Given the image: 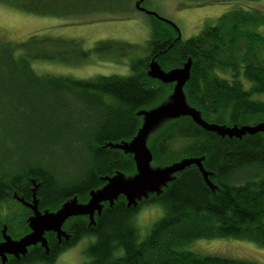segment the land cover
<instances>
[{
    "label": "trees",
    "instance_id": "obj_1",
    "mask_svg": "<svg viewBox=\"0 0 264 264\" xmlns=\"http://www.w3.org/2000/svg\"><path fill=\"white\" fill-rule=\"evenodd\" d=\"M56 1L62 6L68 3ZM96 1L69 0L79 6L74 8L79 11L75 15ZM105 1L108 6L116 0ZM162 26L153 31L154 38L147 44L149 56L132 61L130 76L91 80L40 74L32 63L78 66L87 63L92 53L101 58H124L141 48L101 41L93 50H86L79 40L46 35H32L21 42L0 41V152H8L5 137L15 136L21 144L11 150L22 155L16 166H0V242L5 226L12 237L30 232L31 211L15 196L31 202L33 188L38 186L39 209L57 211L74 197L87 202L92 191L106 184L103 178L118 172L135 173L132 155L106 145L130 142L142 123L137 113L171 94L172 84L148 75L153 58L165 71L192 60L185 93L188 103L207 122L229 127L264 123V12L235 8L186 41L162 36L168 32ZM168 123L164 131L165 124L156 130L157 136L152 137L155 131L149 138L153 162L169 165L204 157L215 190L191 166L160 194H150L137 207L129 208L121 196L113 207L105 204L94 224L85 216L69 219L63 226L69 240L58 243L55 233H47L48 253L38 245L6 264H52L86 236L96 237L87 252L89 264H258L201 255L184 247L199 239L229 238L264 247V133L230 139L204 130L189 117ZM9 125L13 127L9 129ZM55 156L68 161L69 168L57 173L51 164ZM151 204L163 205L165 214L141 240L133 221L140 207ZM16 207H22L24 213Z\"/></svg>",
    "mask_w": 264,
    "mask_h": 264
},
{
    "label": "rangeland",
    "instance_id": "obj_2",
    "mask_svg": "<svg viewBox=\"0 0 264 264\" xmlns=\"http://www.w3.org/2000/svg\"><path fill=\"white\" fill-rule=\"evenodd\" d=\"M140 1L116 0L114 1L115 4L105 6L106 1L97 0L94 5L82 8L83 11L76 15L75 13L79 11L76 10L75 12L74 8L79 9V6L75 7L69 0L63 6L56 0L0 2V41L21 42L32 35H46L79 40L86 50H93L101 41H117L137 45L141 49L128 57L101 58L92 53L87 63L78 66L50 61H34L32 63L34 70L40 74L65 75L81 80H91L102 76H130L132 74V61L149 56L146 51L147 44L154 38L153 31L160 29V24L163 25V29L168 31L162 36L176 40L181 38V40L186 41L198 36L207 23H214L221 15L235 8H257L264 12V0H144L142 3ZM138 4L139 7H137ZM70 10L72 11L69 12ZM147 12H153L157 16ZM160 18L168 20L171 24ZM152 60L154 58L150 60L149 68ZM170 95L161 97L152 108L144 110H151L167 102ZM141 120L142 126L143 117ZM168 124H165L161 131H164ZM10 127L13 126L9 125V129H11ZM157 134L159 131H156L152 137L157 136ZM4 141L8 152H0V154L5 153L0 155V166L9 169L16 166L22 158L20 153L17 155V151H13L17 149V146H20L21 139L15 136H6ZM38 157L40 159V154ZM51 164L57 173L65 171L70 166L68 161L59 156H55ZM152 166L157 168L168 165L153 162ZM1 167L0 173L2 172ZM136 174L135 170V173L124 175L132 177ZM87 202L82 201L80 203L85 204ZM140 208L133 222L138 230L139 238L142 240L149 234L154 224L164 216L165 208L161 204H151ZM16 209L20 214L24 213L22 207H16ZM47 210L56 212L50 209L40 211L44 213ZM9 215H13V210L9 211ZM96 215L99 214L96 212L95 217ZM12 238L19 240L22 237ZM95 241L96 237L94 236L84 237L74 246L64 250L52 264H89L90 258L87 252ZM184 249L201 255L228 257L264 264V247L248 240L199 239L187 244Z\"/></svg>",
    "mask_w": 264,
    "mask_h": 264
},
{
    "label": "water",
    "instance_id": "obj_3",
    "mask_svg": "<svg viewBox=\"0 0 264 264\" xmlns=\"http://www.w3.org/2000/svg\"><path fill=\"white\" fill-rule=\"evenodd\" d=\"M142 2L144 0L140 1V3ZM139 4L137 7H139ZM141 10L145 11L144 9ZM147 13L157 16L153 12ZM160 19L170 23L168 20ZM191 69V59L184 63L182 67L170 71L163 70L155 59L152 60L148 75L164 84L174 85L169 100L151 110H141L138 112V116L143 117V124L130 142L124 141L116 144L108 143L106 145V147L132 155L136 165V175L127 177L123 173L118 172L113 177L103 178L106 185L96 191H92L87 203H80L79 199L74 197L72 200L63 204L56 212L47 210L42 213L40 211L39 201L36 197L38 186H35L33 189L32 202H26L24 199L15 196L20 203L33 212L28 218L31 231L19 240H15L8 234L7 227H4L2 231L3 241L0 242V258L2 264H6L8 256H14L16 259L26 256L30 247L39 244L48 253L50 248L45 236L46 233L53 232L59 240H69L70 236L63 229L66 221L73 217L88 216L91 224H94L96 212L100 215L106 202L109 203L110 207H113L115 202L121 196H124L129 208L137 207L139 202L148 198L150 194H160L163 188H166L169 183L175 180L176 174L183 172L191 166H196L200 170L207 185L215 190V187L210 181L212 173L208 172L204 167V157L185 158L166 167L153 168L154 156L148 146L149 137L163 123L182 117H189L196 125L204 130L230 139H242L247 135L252 136L264 133V123L255 126L229 127L211 124L204 120L201 112L191 106L187 101L185 86L191 78Z\"/></svg>",
    "mask_w": 264,
    "mask_h": 264
},
{
    "label": "bare ground",
    "instance_id": "obj_4",
    "mask_svg": "<svg viewBox=\"0 0 264 264\" xmlns=\"http://www.w3.org/2000/svg\"><path fill=\"white\" fill-rule=\"evenodd\" d=\"M138 9V8H137ZM177 175V174H176ZM34 189V188H33ZM37 197V196H36ZM19 198V197H18ZM23 199V198H22ZM32 200H33V198H32ZM38 200V199H37ZM72 200V199H71ZM70 201V200H69ZM27 202V201H26ZM32 202V201H31ZM68 202V201H67ZM66 203V202H65ZM64 203V204H65ZM116 203V202H115ZM105 206V205H104ZM110 206V205H109ZM27 208V207H26ZM30 210V209H29ZM90 223H91V221H90ZM28 226H29V224H28ZM4 229V228H3ZM29 230H30V228H29ZM3 231V230H2ZM7 231H8V229H7ZM31 231V230H30ZM30 233V232H29ZM28 233V234H29ZM49 233V232H48ZM9 234V233H8ZM10 235V234H9ZM27 235V234H26ZM11 236V235H10ZM46 236V235H45ZM57 236V235H56ZM2 237H3V235H2ZM12 237V236H11ZM59 240V239H58ZM61 242V241H60ZM38 246V245H37ZM39 246H41L40 244H39ZM34 247H36V246H34ZM31 248V247H30Z\"/></svg>",
    "mask_w": 264,
    "mask_h": 264
},
{
    "label": "flooded vegetation",
    "instance_id": "obj_5",
    "mask_svg": "<svg viewBox=\"0 0 264 264\" xmlns=\"http://www.w3.org/2000/svg\"><path fill=\"white\" fill-rule=\"evenodd\" d=\"M31 215H32V212H31ZM56 238H57V236H56ZM57 240H58V238H57ZM63 240H65V239L58 240V243H62ZM60 241H61V242H60ZM1 242H2V241H1ZM10 258H14V256H9V259H8V260H10ZM14 259H16V258H14ZM19 259H21V258H19ZM19 259H17V260H19ZM0 264H2L1 258H0Z\"/></svg>",
    "mask_w": 264,
    "mask_h": 264
}]
</instances>
